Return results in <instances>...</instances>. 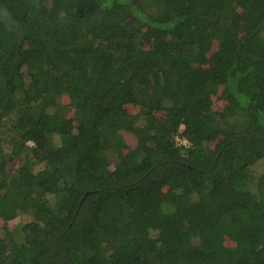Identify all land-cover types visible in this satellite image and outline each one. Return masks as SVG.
<instances>
[{"label":"trees","instance_id":"trees-1","mask_svg":"<svg viewBox=\"0 0 264 264\" xmlns=\"http://www.w3.org/2000/svg\"><path fill=\"white\" fill-rule=\"evenodd\" d=\"M261 160L264 0H0L6 264H264Z\"/></svg>","mask_w":264,"mask_h":264},{"label":"rangeland","instance_id":"rangeland-1","mask_svg":"<svg viewBox=\"0 0 264 264\" xmlns=\"http://www.w3.org/2000/svg\"><path fill=\"white\" fill-rule=\"evenodd\" d=\"M70 108V113H69V119H73L74 120V109L70 106L69 107ZM124 137H125V139L127 140V142H129V143H132V142H134V138L130 135V134H125L124 135ZM264 161L263 160H261V161H259V162H257L256 164H254L253 166H252V172H253V174L254 173H257V172H260V171H262V170H264ZM20 218V217H19ZM21 219V218H20ZM19 219H17V220H13V221H10V222H8V224H6L7 225V227L8 228H10V227H12V225H15L16 224V222L18 221ZM0 225H2L3 226V224H2V222H0ZM8 251H9V248H6V249H4V252L5 253H0V259H1V263L2 264H6V262L8 261V259H9V256H10V254L8 255L7 253H8Z\"/></svg>","mask_w":264,"mask_h":264},{"label":"built area","instance_id":"built-area-1","mask_svg":"<svg viewBox=\"0 0 264 264\" xmlns=\"http://www.w3.org/2000/svg\"><path fill=\"white\" fill-rule=\"evenodd\" d=\"M175 140H176V143L178 145H185V146H187L189 144L188 141L185 138H181V137L176 136L175 137Z\"/></svg>","mask_w":264,"mask_h":264},{"label":"water","instance_id":"water-1","mask_svg":"<svg viewBox=\"0 0 264 264\" xmlns=\"http://www.w3.org/2000/svg\"><path fill=\"white\" fill-rule=\"evenodd\" d=\"M86 194H87V193H86ZM86 194H85V195H86Z\"/></svg>","mask_w":264,"mask_h":264}]
</instances>
